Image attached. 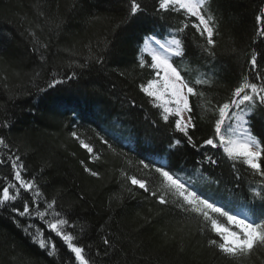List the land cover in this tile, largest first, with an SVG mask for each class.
<instances>
[{
    "label": "trees",
    "instance_id": "trees-1",
    "mask_svg": "<svg viewBox=\"0 0 264 264\" xmlns=\"http://www.w3.org/2000/svg\"><path fill=\"white\" fill-rule=\"evenodd\" d=\"M163 2L0 0V264H264V0ZM151 37L184 130L147 94ZM235 116L256 166L225 149Z\"/></svg>",
    "mask_w": 264,
    "mask_h": 264
},
{
    "label": "rangeland",
    "instance_id": "rangeland-1",
    "mask_svg": "<svg viewBox=\"0 0 264 264\" xmlns=\"http://www.w3.org/2000/svg\"><path fill=\"white\" fill-rule=\"evenodd\" d=\"M206 0H164L161 5L162 10L175 8L186 10L193 16H199L198 10ZM144 53L151 57L153 66L158 72L157 80L149 85L147 94L158 100L160 106L167 113L177 114L179 117L180 129H185L190 124L187 114V89L181 79L170 66V59L174 56L171 47H163L154 39H149L144 44ZM169 53L172 56L169 57ZM78 99V98H77ZM80 101V100H79ZM236 117V118H235ZM236 126L230 131L228 138L223 139L225 149L231 154H240L247 156L252 166H256V159L259 155V146L249 137L246 131V120L244 121L235 116ZM87 119L89 116L87 115ZM88 149L87 147H84ZM91 153V150L88 149ZM136 184L142 188L141 184ZM238 232H228L223 229H217L223 237L224 245L228 250H232L243 244L242 239L254 237V229L242 217L239 221H234Z\"/></svg>",
    "mask_w": 264,
    "mask_h": 264
},
{
    "label": "bare ground",
    "instance_id": "bare-ground-1",
    "mask_svg": "<svg viewBox=\"0 0 264 264\" xmlns=\"http://www.w3.org/2000/svg\"><path fill=\"white\" fill-rule=\"evenodd\" d=\"M205 2H206V1H205ZM205 2H204V3H205ZM170 56H172V54L169 53V57H170Z\"/></svg>",
    "mask_w": 264,
    "mask_h": 264
}]
</instances>
